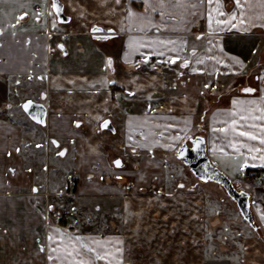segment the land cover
Wrapping results in <instances>:
<instances>
[{
	"label": "crops",
	"instance_id": "0c3cea01",
	"mask_svg": "<svg viewBox=\"0 0 264 264\" xmlns=\"http://www.w3.org/2000/svg\"><path fill=\"white\" fill-rule=\"evenodd\" d=\"M59 1L70 18L66 23L75 22L72 15L81 19L77 30L51 42L52 35H61L59 29L51 28L52 16L57 18L52 0H0V77L10 78L11 84L15 81L10 92L24 93L22 102H39L47 109L42 125L26 118L28 130L0 119V264H54L49 255L60 257L55 264H74L62 250L64 246L69 251L75 248L92 264H109V260L112 264H156L140 262L133 254L130 257L124 232L130 207L141 202L128 201L127 191L143 186L138 185L140 165L156 159L152 150L147 155L140 152L147 143L144 134L155 132L153 125L164 117L145 110L149 107L145 103L156 105L163 73L174 69L182 78L264 76V0H240L243 8L235 0H213L211 8L208 0H163V6L161 0H150L156 9L150 7L147 13L143 0H121L119 5L115 0ZM129 7L137 16H128ZM234 12L237 18L231 20ZM21 13L27 15L18 20ZM143 16L150 17V23ZM240 19L245 22L239 23ZM217 20L231 23L217 24ZM95 27L101 31L93 32ZM173 56L179 59L172 62ZM213 56L226 63H218ZM233 56L242 63L231 60ZM135 76L155 80L154 86L128 92L124 85ZM38 78L43 90L27 96ZM130 94L136 95L135 102L145 113H126L122 120L123 113L137 110L122 101V95ZM78 109H97L98 114L93 119L84 113L80 117ZM108 109H114L115 120ZM106 120L114 131L101 127ZM116 159L121 160L120 166L114 163ZM256 204L264 206V202ZM66 215L79 219L77 231L64 228ZM57 229L64 233L63 239ZM81 244L97 249L101 257L105 252L113 256L97 259ZM58 246L60 251H49Z\"/></svg>",
	"mask_w": 264,
	"mask_h": 264
},
{
	"label": "rangeland",
	"instance_id": "374dc122",
	"mask_svg": "<svg viewBox=\"0 0 264 264\" xmlns=\"http://www.w3.org/2000/svg\"><path fill=\"white\" fill-rule=\"evenodd\" d=\"M82 3L88 4L85 0ZM68 10L66 7L67 13ZM72 16L75 22L65 24H60L52 16L51 28L53 31L59 29L61 35H52L51 42L60 39L63 34L68 36L72 29L77 30L81 15ZM176 72L174 69L163 73L160 81L162 90L161 87L158 89L161 90V99L156 100V107L145 103L149 105L145 110L163 113L164 117L159 119L160 124L153 125L155 132H145V149H139L142 154L147 155L148 150H152L156 155V159H148L149 163L140 165L142 173L138 185L143 186L127 191L128 201H141L130 207L128 212V229L124 232L129 256L133 257V254L140 262L156 264H264V219L261 218L264 214L261 207L264 206H256V201L264 202V159H261L264 144L260 139L241 135L242 132H251L256 137L264 136V125L259 124L261 119H252L253 116L260 117L262 113L259 109H264V101L261 100L264 96V76L244 78L247 86L230 93L231 89L227 87L231 85L225 86L229 84V78H182ZM136 76L132 83H125L128 92L133 89L138 91V88L142 92L144 87L148 91L154 86L155 80ZM11 81L10 78L0 77V119L17 122L28 130V117L22 110L24 101L20 99L26 95L18 91L21 96L11 93L15 84ZM41 83V79H36L33 92L27 96L39 94L44 87ZM222 86L226 87V92L218 90ZM245 87H253L256 91L246 93L243 91ZM134 96L122 95L124 104L130 108L137 107V110L132 109L134 112L123 113L122 120L126 113H145L137 106ZM114 100L118 101V98L114 97ZM257 106L261 108L257 109ZM78 111L80 117L84 113L92 119L98 114L97 109ZM107 112L113 120L116 119L114 109ZM22 113L24 119L20 118ZM232 120L236 121L235 125ZM131 129L136 131L134 127ZM198 134L208 141L210 161L232 181L237 190L250 194L256 228L243 220L235 203L218 183L201 182L177 159L176 152L181 144L188 137ZM123 137L124 134L121 141ZM118 140H114V146ZM232 144L237 147L233 148ZM250 148L260 151L249 152ZM49 164L55 166L50 159Z\"/></svg>",
	"mask_w": 264,
	"mask_h": 264
},
{
	"label": "water",
	"instance_id": "95a60500",
	"mask_svg": "<svg viewBox=\"0 0 264 264\" xmlns=\"http://www.w3.org/2000/svg\"><path fill=\"white\" fill-rule=\"evenodd\" d=\"M53 3V0H52ZM57 3L62 7V11L57 14L53 9L58 21L60 23H66L70 19L64 14L63 4L57 0ZM93 32H100L101 29ZM106 38V37H99ZM22 104V110L33 122L38 123L32 117L33 115H38L41 112L43 113L42 119L45 121L47 115V109L45 105L39 102H34L33 104L25 110ZM107 121V120H106ZM108 126L104 127L105 121L102 123L101 127L104 129H109L114 131L112 125L109 121ZM44 124V123H43ZM42 125V124H41ZM192 145L188 147L186 144H183L178 148L176 152L177 159L180 160L201 182H216L218 183L225 191L227 196L235 203L241 217L246 221L252 228H256L252 211H251V201L250 194L243 190H237L232 181L216 166L215 163L210 161V158L207 153V143L204 136H197L191 140Z\"/></svg>",
	"mask_w": 264,
	"mask_h": 264
},
{
	"label": "snow or ice",
	"instance_id": "6c2138e0",
	"mask_svg": "<svg viewBox=\"0 0 264 264\" xmlns=\"http://www.w3.org/2000/svg\"><path fill=\"white\" fill-rule=\"evenodd\" d=\"M115 2H116L117 5H119V4L121 3V0H115ZM201 2H202V0H201ZM235 2H236V5H237L238 8H243V7H244L243 5H241L240 0H235ZM212 3H213V0H208V4H209L210 8H211V6H212ZM143 4H144L145 13L148 12V9H149L150 7L153 9V11H155V9H156V6L153 5V4H151V3H150V0H143ZM161 6H163V0H161ZM51 7H52V9L55 10V12H56L57 14H59V13L62 11V7L57 3V0H53V3H52V5H51ZM191 7H192L193 9H195V8L197 7V5H196V4H193V5H191ZM127 12H128V16H129V17H135V16H137V13H136L131 7H129V8L127 9ZM25 15H27V13H21V15L18 17V20H19V19H23V16H25ZM161 15H163V13H161ZM208 15H209V27H210V29H211V23H212V14H211V11L209 12ZM243 15H244L243 11H240V12H239V16H240V17H243ZM236 18H237L236 13H235V12L232 13V14H231V20H235ZM141 19H143V20H148L149 23H150V17H148V16H143V17H141ZM231 20H229V21H227V22H226V21H222V20H217L216 23H217V24L231 23ZM244 22H245V21H244L243 19H240V20H239V23H241V24H243ZM231 26H232V27H235L236 25L233 24V25H231ZM53 27H55V25H53ZM97 30H98V29L93 28V31H97ZM110 31H111V30H110ZM201 35H203V34H201ZM198 38H199V37H198ZM168 43H172V41H168ZM60 47L63 48V45H60ZM172 51H177V49L174 48V49H172ZM193 51H195V49H193ZM210 58H211V59H215V60H217V62L220 63V64H225V63H226L223 59H217V57H215V56L210 57ZM145 59H147V57H145ZM177 59H179L178 56H173V57H172V62H175V60H177ZM231 60H233V61L236 62V63H242V61H240L239 58H238V57H235V56L231 57ZM202 62H203V61H200V60L197 61V63H202ZM111 63H112V58L109 57V59H108V64L111 65ZM187 64H188V61L185 60V61H184V65L186 66ZM194 71H195V69H194ZM205 87H207V85H205ZM243 91L246 92V93H253V92L256 91V89L253 88V87H245V88L243 89ZM261 100L264 101V96H261ZM235 103H236V102L234 101V104H235ZM249 103H254V102H253V101H249ZM32 104H33V101L28 100V101L23 105V107L25 108V110H27ZM259 110L261 111L262 115H261L260 117H255V116H253L252 119H261V120H264V109H259ZM42 116H43V113L41 112V113L38 114V115H33L32 118H33L34 120H36L38 123L43 124V123H45V121L42 119ZM245 119H247V117H245ZM78 123H79V122H78ZM232 124L235 125V124H236V121H235V120H232ZM103 126H104V127H107V126H108V122L105 121V123H104ZM241 135H243V136H247V137H250L251 139H260L261 144H264V136L256 137V136L253 135V133H251V132H242ZM53 143H58V142H57V141H53ZM231 146H232L233 148H236V147H237L236 144H232ZM17 151H19V149H17ZM133 151H135V149H133ZM237 151H239V149H237ZM252 151H257V152H258V151H260V149H251V148H250V149H249V152H252ZM58 154L61 155V156H63V155H64V151H60ZM261 159H264V157H261ZM114 163H115L117 166H120L122 162H121L120 159H116V160L114 161ZM13 171H14V170H13ZM180 186L183 187V185H180ZM33 190L35 191L36 189H33ZM51 207H52V206L50 205V206H49L50 210H51ZM261 218L264 219V214H262ZM55 231L59 232L58 229L55 230ZM59 235H60V238H61V239L64 238V233L59 232ZM48 239H49L50 241H52L53 237L50 235V236L48 237ZM75 239H76L77 241H79V240H80V237H76ZM94 243H96V244H100L101 242H100V241H94ZM81 247L88 249V252H89V253H95L97 259H101V258H103V259H105V260H108L109 257L113 256V254H112L111 252H105L104 255H103V257H101V255H100V253L97 251V249H95V248H89L88 245H86V244H81ZM60 250H61V249L59 248V246L56 247V248H53V247H50V248H49V251H50V252H58V251H60ZM62 250L66 253V256H67V257H72V258H73L74 264H92V261H91L90 259H85V258H83V256L81 255V253L78 252L75 248H73L71 251H69L68 247H67V246H64ZM41 251H43V248H41ZM116 251H117V252H120L121 250H120V249H117ZM77 257H79V258L77 259ZM48 259H49V261H53L54 264H55V261H56V260H59L60 257H59V256H55V257H54L53 255H49V256H48ZM109 264H112V262H111L110 260H109Z\"/></svg>",
	"mask_w": 264,
	"mask_h": 264
},
{
	"label": "trees",
	"instance_id": "16d2710c",
	"mask_svg": "<svg viewBox=\"0 0 264 264\" xmlns=\"http://www.w3.org/2000/svg\"><path fill=\"white\" fill-rule=\"evenodd\" d=\"M244 78L248 79L249 77L247 75H242L239 77H232V78H230L231 80H230L229 84H225V86L231 85L230 87H227L228 89H231L230 93H236L239 88L247 86ZM225 86H223V88L218 89V90H223L224 92H226L227 90H226Z\"/></svg>",
	"mask_w": 264,
	"mask_h": 264
},
{
	"label": "built area",
	"instance_id": "2783aa9c",
	"mask_svg": "<svg viewBox=\"0 0 264 264\" xmlns=\"http://www.w3.org/2000/svg\"><path fill=\"white\" fill-rule=\"evenodd\" d=\"M65 225L64 228L69 232H74L78 230L79 227V219L73 216L66 215L64 217Z\"/></svg>",
	"mask_w": 264,
	"mask_h": 264
},
{
	"label": "flooded vegetation",
	"instance_id": "af4514ba",
	"mask_svg": "<svg viewBox=\"0 0 264 264\" xmlns=\"http://www.w3.org/2000/svg\"><path fill=\"white\" fill-rule=\"evenodd\" d=\"M197 136H200V134L195 135V136L188 137V138L186 139V141H184V142L181 144V146H182L183 144H186L188 147H190V146L192 145L191 140H192L193 138H196ZM181 146H180V147H181Z\"/></svg>",
	"mask_w": 264,
	"mask_h": 264
}]
</instances>
